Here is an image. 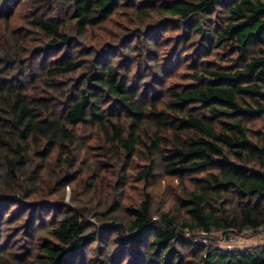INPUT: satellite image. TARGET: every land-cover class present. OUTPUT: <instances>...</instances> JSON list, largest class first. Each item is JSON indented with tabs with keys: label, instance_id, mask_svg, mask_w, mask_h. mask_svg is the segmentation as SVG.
Instances as JSON below:
<instances>
[{
	"label": "trees",
	"instance_id": "trees-1",
	"mask_svg": "<svg viewBox=\"0 0 264 264\" xmlns=\"http://www.w3.org/2000/svg\"><path fill=\"white\" fill-rule=\"evenodd\" d=\"M149 2L0 0V264L16 222L45 234L17 264H264V245L224 250L186 235L264 226V138L251 129L264 126V0ZM120 8L174 20L171 50L159 20L85 53L80 39ZM183 67L189 82L164 89ZM89 129L125 157L121 178L145 160L138 204L100 214L45 201L72 181ZM159 169L193 184L173 209H154Z\"/></svg>",
	"mask_w": 264,
	"mask_h": 264
},
{
	"label": "rangeland",
	"instance_id": "rangeland-1",
	"mask_svg": "<svg viewBox=\"0 0 264 264\" xmlns=\"http://www.w3.org/2000/svg\"><path fill=\"white\" fill-rule=\"evenodd\" d=\"M150 1V5H154L152 1H156L155 4H158L163 0ZM159 20L162 21L160 24L162 27L169 29L165 34L167 45L162 47V50H171V42L173 41L171 36L177 31L174 20L168 16H160V14H152L146 16L145 19H138L134 11H129L126 8H120L107 24L90 31L88 36L81 38L80 41L86 49L85 53L94 47L103 51L105 43L116 44L113 49H117L125 38L123 35H132L140 26L146 28ZM111 51L112 48H106L103 53H113ZM185 70H187L186 67L177 69L172 77L168 78L167 81L165 80L164 89L173 85L188 83V78L184 76ZM251 129L253 134L258 131L257 136L264 138V126L261 123H253ZM85 134L87 141L75 162L73 171L76 173L73 175L72 181L56 194H50L51 197H47V199L44 197L45 201L50 204L57 203L61 207L90 209L92 212H100V214L107 212L114 200L120 201L126 206L138 204L145 191L144 183L137 178L138 171L146 164L143 157L133 158L131 167L126 170V178H121L123 174L121 168L124 167L125 157L122 159L105 152L99 146L100 142L97 137L100 136L96 131L89 129ZM52 185L55 186L54 179L48 176L41 180L39 187L47 193L51 190ZM192 187V182L188 181L186 184H182L178 179L169 177L159 169L156 171L153 185L148 188V191L153 195L155 211H162L176 207L181 197L186 196L187 189ZM43 214H46V211ZM51 215L48 214V219L51 218ZM89 219L91 222L98 223L96 218L90 217ZM26 231L27 229L17 222L6 230L7 235L2 239V242L5 241L1 247L4 246L5 259L10 264H17L23 259L29 258L30 255H33L32 257L35 259L38 255L35 251L45 234L40 231L39 235L37 233L34 238H30L27 237ZM186 235L196 236L202 243L213 244L224 250H244L264 245V232L243 233L241 231L238 234L229 235L223 231L214 230L209 235L200 231L187 232ZM89 253L94 256V252L91 250Z\"/></svg>",
	"mask_w": 264,
	"mask_h": 264
},
{
	"label": "built area",
	"instance_id": "built-area-1",
	"mask_svg": "<svg viewBox=\"0 0 264 264\" xmlns=\"http://www.w3.org/2000/svg\"><path fill=\"white\" fill-rule=\"evenodd\" d=\"M242 232L243 233L264 232V226H261L257 230H253V229H250V228H245V229L242 230Z\"/></svg>",
	"mask_w": 264,
	"mask_h": 264
}]
</instances>
